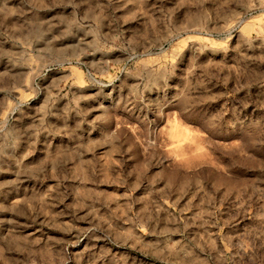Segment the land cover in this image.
I'll return each instance as SVG.
<instances>
[{
  "label": "clouds",
  "instance_id": "obj_1",
  "mask_svg": "<svg viewBox=\"0 0 264 264\" xmlns=\"http://www.w3.org/2000/svg\"><path fill=\"white\" fill-rule=\"evenodd\" d=\"M0 264H264V0H0Z\"/></svg>",
  "mask_w": 264,
  "mask_h": 264
}]
</instances>
